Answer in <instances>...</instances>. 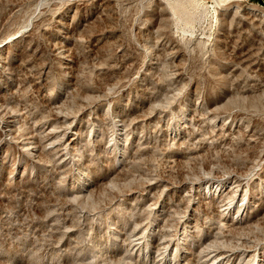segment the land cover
Instances as JSON below:
<instances>
[{
    "label": "rangeland",
    "instance_id": "rangeland-1",
    "mask_svg": "<svg viewBox=\"0 0 264 264\" xmlns=\"http://www.w3.org/2000/svg\"><path fill=\"white\" fill-rule=\"evenodd\" d=\"M0 264H264L259 0H0Z\"/></svg>",
    "mask_w": 264,
    "mask_h": 264
},
{
    "label": "water",
    "instance_id": "water-1",
    "mask_svg": "<svg viewBox=\"0 0 264 264\" xmlns=\"http://www.w3.org/2000/svg\"><path fill=\"white\" fill-rule=\"evenodd\" d=\"M259 5L260 6H264V3H262L261 1H259Z\"/></svg>",
    "mask_w": 264,
    "mask_h": 264
},
{
    "label": "built area",
    "instance_id": "built-area-1",
    "mask_svg": "<svg viewBox=\"0 0 264 264\" xmlns=\"http://www.w3.org/2000/svg\"><path fill=\"white\" fill-rule=\"evenodd\" d=\"M259 1H261L262 3H264V0H259Z\"/></svg>",
    "mask_w": 264,
    "mask_h": 264
}]
</instances>
